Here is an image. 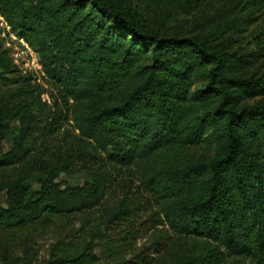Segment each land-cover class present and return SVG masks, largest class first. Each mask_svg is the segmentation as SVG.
Returning <instances> with one entry per match:
<instances>
[{
	"label": "trees",
	"instance_id": "obj_1",
	"mask_svg": "<svg viewBox=\"0 0 264 264\" xmlns=\"http://www.w3.org/2000/svg\"><path fill=\"white\" fill-rule=\"evenodd\" d=\"M0 15L50 85L48 102L0 37V264H31L17 237L56 223L36 264H264V0H0ZM134 163L133 200L107 206ZM144 215L171 234L152 251Z\"/></svg>",
	"mask_w": 264,
	"mask_h": 264
},
{
	"label": "rangeland",
	"instance_id": "obj_2",
	"mask_svg": "<svg viewBox=\"0 0 264 264\" xmlns=\"http://www.w3.org/2000/svg\"><path fill=\"white\" fill-rule=\"evenodd\" d=\"M14 35H12V32L4 19L0 17V37L3 39L4 46L8 48L9 55L11 56L13 62L17 65L21 73L32 75L36 83L45 86L46 91L41 93V97L49 102L50 85L45 80L44 72L41 69V65L38 62L35 52L29 45V47H27L18 39L16 35V37H14ZM13 124L15 125V122H13ZM76 133L77 130L74 128L73 121L71 119L66 120L59 132L54 136L57 140H50L49 149L50 147H56L58 143H65V139L76 136ZM7 144L8 142L4 141L5 148L8 147ZM201 150V147L186 148L184 149V154L188 157L195 155V153L198 154ZM45 155L48 156L49 153H46ZM165 155H168L167 158L169 161L176 159V157H180L176 150H174L167 154H157L152 158H148L144 163L147 164L148 162V164L151 163L158 165L160 163V158ZM186 157H183L182 159H185ZM140 167L141 166L139 164L137 165V163L131 164L127 167H120V170L116 173L117 179L114 181V189H112L105 198V204L107 206L110 207L116 204L119 199L125 198V196L131 197L133 200V191L137 189L136 186L140 181V175L143 170ZM61 176L69 179L71 182H79L85 177V175L81 172H76L74 174L63 172L61 173ZM3 198L4 193L0 195V199L3 200ZM146 217V215L142 216V220H146ZM150 223L154 224L153 221L151 222L148 220L144 223L145 229L139 234V237H137L136 245H149L150 250L152 251L155 246L165 244L166 238L171 234H168V232L166 233V230L164 232L160 231V229H166L164 224H157V231H154ZM58 224L59 223H56L55 225L49 227L46 231L38 232L30 229L28 235L22 234L17 237L16 243L12 247L11 251L20 255L27 254V256L31 258V264L38 263L48 255L49 244L53 240L54 236L53 230L57 228ZM65 229H67V227H65ZM3 242V235L0 234V250ZM127 255L129 254L127 253Z\"/></svg>",
	"mask_w": 264,
	"mask_h": 264
},
{
	"label": "built area",
	"instance_id": "obj_3",
	"mask_svg": "<svg viewBox=\"0 0 264 264\" xmlns=\"http://www.w3.org/2000/svg\"><path fill=\"white\" fill-rule=\"evenodd\" d=\"M0 17H2V16L0 15ZM8 27H9V26H8ZM12 35H14V34L12 33ZM14 37H16V36L14 35ZM18 39H19L24 45H26L27 47H29L28 44L25 42V40H24L22 37H18Z\"/></svg>",
	"mask_w": 264,
	"mask_h": 264
}]
</instances>
